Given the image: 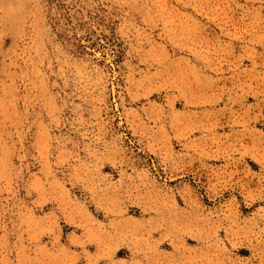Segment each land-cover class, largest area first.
Listing matches in <instances>:
<instances>
[{
  "label": "rangeland",
  "instance_id": "obj_1",
  "mask_svg": "<svg viewBox=\"0 0 264 264\" xmlns=\"http://www.w3.org/2000/svg\"><path fill=\"white\" fill-rule=\"evenodd\" d=\"M0 264H264V0H0Z\"/></svg>",
  "mask_w": 264,
  "mask_h": 264
}]
</instances>
